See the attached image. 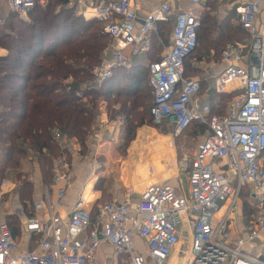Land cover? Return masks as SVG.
Wrapping results in <instances>:
<instances>
[{
	"label": "built area",
	"instance_id": "1",
	"mask_svg": "<svg viewBox=\"0 0 264 264\" xmlns=\"http://www.w3.org/2000/svg\"><path fill=\"white\" fill-rule=\"evenodd\" d=\"M187 1L200 4L206 0ZM262 1L250 0L235 7L248 40L228 43L221 51L222 69L214 88L216 92L234 93L224 115H210V107L199 103V80L185 76V60L197 45L198 15L177 12L171 44L164 46L158 60L148 64L152 121L158 124L166 119L173 123L175 137L191 121L208 129L193 153L179 160L178 169L187 175V191L178 187V192L166 182H149L136 199L128 193L121 201L97 205L93 222L91 209L82 197L63 217L59 209L71 175L65 150L72 146V140L53 129L52 138L62 153L52 158L51 183L45 186L43 199L29 205L32 210L24 225L28 237L38 240L37 245L18 251L0 212V264H98L97 251L102 243L112 246L125 264H168L174 253L185 250L178 249L185 224L190 240L181 264H264V239L259 240L264 232V23L258 22ZM35 2L8 0V7L23 16ZM90 2L93 18L102 23L114 47L106 49L92 68L99 82L109 78L116 68L128 67L132 57L149 50L150 36L157 32L158 23L173 17L171 0H160L141 20L132 0ZM191 61L196 64L194 59ZM9 185L7 178L0 179V195L8 192ZM244 186L251 189L249 200L255 213L244 233L234 235L228 214L237 209ZM51 187L55 195L50 193ZM226 202L225 212L217 216ZM256 240L262 244L258 254L253 255L246 246Z\"/></svg>",
	"mask_w": 264,
	"mask_h": 264
},
{
	"label": "trees",
	"instance_id": "2",
	"mask_svg": "<svg viewBox=\"0 0 264 264\" xmlns=\"http://www.w3.org/2000/svg\"><path fill=\"white\" fill-rule=\"evenodd\" d=\"M202 6L197 14L200 20L197 45L185 60L187 77H200L203 72L193 66L192 59L219 61L226 44L248 40L235 8L219 17L214 0H206ZM27 16L23 19L10 11L0 16V49L3 50L0 53V179L15 172L16 181L26 182L27 174L21 168L31 158L39 167L42 182L50 184L51 160L62 153L52 138V130L57 129L84 147L102 104L109 119L123 118L121 141L116 146L123 157L139 127L154 129L162 135L173 132V123L168 120L158 124L152 121L153 92L148 83V64L158 60L164 46H168L173 17L159 22L157 32L151 34V45L145 52L147 64L140 55L136 56L138 60L131 72L118 67L109 78L99 82L92 68L112 41L103 32L101 22L85 18L69 0H45L43 4L36 0ZM143 66L144 76L138 73ZM233 95L213 90L210 115H224ZM116 105L118 108H114ZM207 131L206 125L191 121L174 139L178 159H181L178 150L183 134L189 140L202 137ZM124 166L129 169L127 164ZM250 191L244 186L239 192L246 225L255 213L249 200ZM96 208L97 204L91 210L92 222ZM7 223L13 235L15 228L11 222Z\"/></svg>",
	"mask_w": 264,
	"mask_h": 264
},
{
	"label": "crops",
	"instance_id": "3",
	"mask_svg": "<svg viewBox=\"0 0 264 264\" xmlns=\"http://www.w3.org/2000/svg\"><path fill=\"white\" fill-rule=\"evenodd\" d=\"M214 1L216 5L218 4L216 1H225V3L220 6L221 12L218 13V9L216 11L219 17H223L230 9L235 8V6L240 3L250 0ZM159 2L160 0H132V3L137 8L139 20H141L147 12L158 6ZM202 3L201 10L203 7ZM69 4L74 5L77 12L82 14L85 18H93L90 0H69ZM197 5L198 4H192L187 0H171L173 23L174 16L177 12L182 10L191 11L193 6L195 7ZM9 11L8 0H0V16L6 15ZM258 22L264 23V0L262 1ZM170 44L171 39L169 40L168 46ZM113 49V42L111 41L107 50L111 51ZM0 53H3V50L0 49ZM145 55H147L145 52L140 54V59L143 60L144 64H147L148 57H145ZM137 60V57H132L129 67H132ZM193 66L201 68L203 71L200 77H196L201 87L198 93L199 103L200 105H208L210 107L209 102L211 100V93L213 90L215 91L214 80L222 69L220 59L219 61L213 60L211 62H206L204 60L196 61V64ZM204 86L205 88H203ZM114 108H116V106H114ZM144 128L146 129V127H139L137 129L136 138L128 147L126 155L124 157L121 156L117 152V141L115 138L117 132H123V118L117 117L109 119L104 104L101 105L100 113L89 131L85 147L72 141V146L68 147L65 153L70 164L71 175L68 187H66V194L62 201V207L59 209L60 215L67 217L78 197L84 198L87 206L91 210L93 206L95 204L98 205L102 199L121 201L128 193L131 199H136L138 194L149 182H166L176 189L179 187L187 191V175L178 169L180 159H178L177 156L174 143L175 136H173L172 133L162 135L157 131L155 132L154 129L151 130L156 135L167 139L172 155L169 163H165L164 165L162 163L159 164L158 160L153 158H149L147 161L146 153H148V151L146 145H141L136 155H130V149L137 139L138 130ZM103 135H106V137L103 138ZM201 139L202 137H198L195 143ZM27 161L28 159L23 162L21 168L22 171L28 174L26 182L22 184L19 183L15 180V172H10L7 177H4L10 181L9 190L5 194L0 195V212L3 214L6 221L11 222V226L15 228L13 236L17 243L18 251L31 250L37 245L38 240L33 237H28L27 233L24 231V225L26 218L31 214L32 210L28 209V206L32 205L33 202L37 200H42L44 188L46 185H49V183L45 184L42 182L39 167L36 161L32 159H30L31 162L29 161V164H32L29 165L31 166L32 173H27ZM126 162L129 163L127 164L129 166L128 170L124 169V164ZM113 163H117V170L113 171L111 167ZM181 174H185V185L181 180ZM179 188L177 189L178 192H180ZM50 193L55 195V189L51 187ZM24 204H26V208L22 211L20 208L22 206L24 207ZM245 224H243L239 230L237 228L236 231H232L233 234H243L247 227ZM262 239H264V232L262 233V238L259 240ZM181 240L184 239L180 238V242ZM187 240H190V235H187ZM135 242L139 247L141 246V242L138 238L135 239ZM97 255L98 264H125L122 256L116 255L112 246L107 243H102L99 246ZM179 258L181 257L175 259L176 262Z\"/></svg>",
	"mask_w": 264,
	"mask_h": 264
},
{
	"label": "rangeland",
	"instance_id": "4",
	"mask_svg": "<svg viewBox=\"0 0 264 264\" xmlns=\"http://www.w3.org/2000/svg\"><path fill=\"white\" fill-rule=\"evenodd\" d=\"M218 4L216 5L217 6V9H218V13H220V6L222 4L225 3V1H216ZM231 10V9H230ZM201 11V3L198 4L197 6H193V9L190 11L191 13L193 14H199V12ZM18 17L20 18H23V19H27V15H23V16H20L17 14ZM169 35H170V32H169V27H168V31H167V36H168V40H169ZM143 58V57H142ZM204 61H208L206 59H203ZM213 60H210L208 62H211ZM125 70L131 72V70H133L131 67H125ZM141 70V69H139ZM138 69H136V71H139ZM128 72V73H129ZM140 73L142 76L145 75V67L143 66L142 67V70L141 72H138ZM130 74V73H129ZM129 76H132V75H129ZM205 88V86L203 87ZM116 108H118V105H116ZM152 129H149V128H144V129H139L138 130V135H137V139L135 140V142L133 143L131 149H130V155L131 156H134L136 155V152L139 151V147L141 145H146L147 146V151L148 153H146V160L148 161L149 158H153V159H157L159 164H165V163H169V161L171 160V149H170V146L169 144L167 143V139L165 137H161V136H158L156 135L155 133H153L151 131ZM148 131V132H147ZM156 132V130H154ZM122 133V132H121ZM121 133L117 132V136L115 138V140L117 141V144L121 141L120 138H121ZM106 137V135H103V138ZM199 136L195 137V139H189L187 140V138L184 137V134L181 136V144H180V147H179V150L178 152L180 153L181 155V158L183 155H186V154H192L193 151H194V147H195V141L198 139ZM113 140V139H111ZM110 140V141H111ZM77 143V142H76ZM83 147V146H82ZM85 147V146H84ZM176 148V146H175ZM86 149V148H85ZM68 150V149H66ZM65 150V151H66ZM83 150V148H82ZM118 152V151H117ZM66 153V152H65ZM31 158H28V164H26V170H27V173H32V169H31V166L29 165H32V164H29V161H30ZM31 162V161H30ZM117 163H113L112 164V169L113 171L114 170H117ZM125 164H129L128 162H126ZM184 173V172H183ZM27 177H28V174L27 176L25 177V181L27 180ZM9 178V177H8ZM181 180L182 182L184 183L185 185V174H181ZM238 198H239V195H238ZM226 206H227V202L224 203L220 210L217 212V216H222L223 213L225 212L226 210ZM228 221H229V226H230V231H236L237 228L238 230L243 226V224L246 223L245 221V217H244V214H242V211H241V200L239 198V202H238V207L236 210H233L232 212H230L228 214ZM237 225V226H236ZM246 225V224H245ZM245 227V226H244ZM187 235H190L189 233V227L187 226V224L184 225L183 227V230H182V236L181 238H183L184 240H181L180 242V245L178 246V249H182L184 251H182L180 254L178 252L174 253L170 259V261L168 262V264H176V258L178 257H181L179 258V262L178 264H181L180 262H182L183 260H185V258L187 257V254L185 253L186 251V248L188 247L189 245V240H187ZM262 244V242H259V241H254L253 243H251L250 245L248 244L246 246V250L248 252H251V254L253 255H257L258 252H259V245ZM253 246L255 247L254 249ZM264 258V254L262 256Z\"/></svg>",
	"mask_w": 264,
	"mask_h": 264
}]
</instances>
